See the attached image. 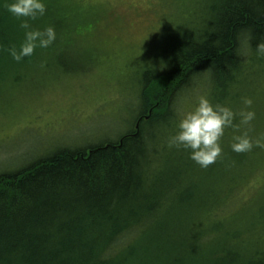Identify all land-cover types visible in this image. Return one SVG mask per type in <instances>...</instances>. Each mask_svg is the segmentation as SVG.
Segmentation results:
<instances>
[{
    "label": "trees",
    "instance_id": "16d2710c",
    "mask_svg": "<svg viewBox=\"0 0 264 264\" xmlns=\"http://www.w3.org/2000/svg\"><path fill=\"white\" fill-rule=\"evenodd\" d=\"M186 1L202 7L201 0ZM204 1L199 13L211 23L198 39L177 47L174 39L161 53L166 63L142 73L136 108L141 117L152 112L138 130L133 124L137 135L120 147H84L93 152L83 156L63 149L0 177V264H182L190 258L192 264H264V199L258 197L264 179L257 183L264 177V148L239 154L231 149L234 135L246 131L255 140L264 133L247 126L237 133L229 129L217 166L204 169L190 158L183 161L184 150L173 147L162 165L143 173L153 157L163 155L152 157L148 145L168 147L187 112L181 104L177 115L173 102L182 85L207 72L222 91L214 92L211 84L210 101L233 102L239 111L250 92L240 79L250 80L251 66L264 65L255 56L256 45L264 41V0ZM45 2L46 14L29 22L41 30L54 27L56 39L72 38L79 25L98 18L83 2ZM178 2L183 0H173L176 10L168 18L180 19ZM20 22L0 3V73L8 74L12 85L19 71H5L17 63L8 49H18L24 40ZM241 45L245 60L238 57ZM55 49L56 40L37 48L31 59ZM182 212L190 218L183 219ZM195 219L202 225L191 228Z\"/></svg>",
    "mask_w": 264,
    "mask_h": 264
},
{
    "label": "rangeland",
    "instance_id": "374dc122",
    "mask_svg": "<svg viewBox=\"0 0 264 264\" xmlns=\"http://www.w3.org/2000/svg\"><path fill=\"white\" fill-rule=\"evenodd\" d=\"M76 1L93 7L95 22L79 25L72 38L57 37V49L39 53L22 70V83L0 87V172L60 145L82 146L123 132L138 105L141 72L206 4L192 2L195 9L181 20L168 18L176 10L173 0ZM246 88L256 113L247 128L264 133V70L252 75ZM209 95L198 88L196 100ZM182 98L187 111L197 103L194 93ZM258 197L264 199V193Z\"/></svg>",
    "mask_w": 264,
    "mask_h": 264
},
{
    "label": "clouds",
    "instance_id": "9594fccd",
    "mask_svg": "<svg viewBox=\"0 0 264 264\" xmlns=\"http://www.w3.org/2000/svg\"><path fill=\"white\" fill-rule=\"evenodd\" d=\"M0 3L4 4L7 12L21 21L19 26L24 30V40L20 47L8 49L15 61L30 57L37 48H48L55 42L54 27L48 26L41 30L33 28L29 22L46 14L45 0H0ZM256 51L258 56L264 57V41L256 45ZM252 103L251 98L245 97V108L234 111L227 105L213 104L206 96H200L196 105L180 119L177 132L168 139V147L187 151L193 162L207 169L222 156L221 140L226 130L240 132L243 126H251L256 119L255 111L251 110ZM233 141L231 149L238 154L250 152L254 147L264 148V135L254 140L245 131L234 135Z\"/></svg>",
    "mask_w": 264,
    "mask_h": 264
},
{
    "label": "bare ground",
    "instance_id": "6f19581e",
    "mask_svg": "<svg viewBox=\"0 0 264 264\" xmlns=\"http://www.w3.org/2000/svg\"><path fill=\"white\" fill-rule=\"evenodd\" d=\"M176 7H177V16L181 20H186V18L182 17L184 15V13H186L187 11H190L192 9V7H193V9H195L194 4L191 1L189 2V1H186V0H183V2H178V4L176 5ZM204 18H205L204 13H199V12L198 13H193L192 18H190L191 22H190V25H189L188 29L185 32H183L182 35H180L179 37L176 38L174 46L177 47L182 42H192V41L197 40L198 39L197 36H200L199 35V32L202 31L203 29H205L211 23V18H207L205 20H202ZM196 33H198V35H196ZM171 45H173V44L171 43ZM246 54H247L246 47L244 45H241L239 47V50H238V57H239V59H243L244 58V60H245V57L247 56ZM255 56H256V58H261L262 60H264V57L258 56L257 52L255 53ZM32 61H33V59H31V56L30 57H25V58L22 59V61H19L15 65H13L10 68H8V70L5 71V72L11 73L12 70L19 71L17 73L18 74L17 79H19L18 82H17V85H18V84L22 83V70L23 69L25 70L26 69V66L27 65H30ZM165 63H166V59H164V57L162 56V54H159V56L157 57V60L153 64L148 65V67H146L141 72L140 77L138 79V82L141 79V75H142V73L145 70L148 71L149 69H151L153 67L156 68V66H159L160 67L161 64L163 65ZM1 68L2 67H0V69ZM6 69L7 68H5L4 70H6ZM250 69H253V72L255 71V73H258L259 71L264 70V65L263 66H256V67L251 66ZM2 72L0 73V87L4 86L5 88H7L9 86H12V84H13L12 81L10 79H8V80L6 79V78L9 77V75L8 74H5V73H2ZM14 75H16V74H14ZM246 78L247 77H242L239 82L240 83L250 84V80H246ZM2 82H8V83H2ZM138 82H137L136 88H137V91L139 93V91H141V86H140V84H138ZM211 84H212V86L215 85V84H217L213 80L212 76L211 75H208L207 72L199 71V73H197L196 75L193 76V80H190L185 85H182L179 88L180 89L179 90V93L177 92V95H178L177 98H175V100L173 101V102H175V107L177 108V110L175 109L177 111L176 114L177 115H180V113L182 112V109L181 108L178 109L179 105L182 104V100H183L182 97H184L187 94L194 93L195 99L193 98V101L196 102L197 101L196 100V98H197L196 93L198 91V88L205 87L207 90H210V92H211L212 91L211 90ZM213 91L216 92V93H218V94L220 92H222L221 90H219V87L216 88L215 86H213ZM224 104L227 105V106H230L233 109V106H232V105H234L233 102L232 103H229V101H226ZM151 112H152V109L150 110V112H149L148 115H145V116L141 117L139 115V113H140L139 112V109L138 108H134V111H133V114H134L133 121H132L131 124L128 123L129 124L128 126L129 127L132 126L131 127L132 129L129 128V127H127V128H125L123 130V132H120V133H118L115 136H111V137L106 138V139H104L102 141H91L90 143H87V144L82 145V146H74V145H72V146H64V145H60L58 147H55L53 149V151L51 150L50 152H47V153H45V154H43V155H41L39 157H36L33 161H31L29 163H26L24 165H21V166L17 167L14 170L0 172V177L3 176V174L17 173L18 171L22 170V168H24V167H26V166H28V165L36 162V161H40V160H42L44 158L50 157V156H52V155H54L56 153H59L61 151L63 152V149H69V150H66L69 154H74V155H77V156H79V155L80 156H83L86 153L91 154L93 152L91 150V148L90 149L87 148V150L85 151L83 149L84 147L99 146V145H105L104 147H109V146H112V145L113 146L115 145L116 147H120L124 143V140L125 139L131 138V137L137 135L138 132H133L134 131L133 130V127H134L133 124H136V129L138 130V128L140 127V123L142 122V120H144V119L147 120V119L150 118ZM174 118L176 119L178 117L174 116ZM137 126H138V128H137ZM228 131L229 130H226L225 136L221 140V146H222V143L224 144V142L227 143V144L229 143V140L228 139L224 140L225 137H226V135H227V133H228ZM148 147H149V149H148L149 154L152 157L153 156H159L161 154H163V155H161L160 157H153L152 162H150V166L147 167L145 169L146 171L143 172L145 175H149L151 173L152 169L154 170V169H156L159 166V164L160 165L163 164L161 162L163 161V159L165 157V152H168L170 154V151H172V150H170L172 148H168L167 146L163 147L159 143H156L155 148L154 147H151L150 145H148ZM181 154L183 156V159H182L183 161H185L186 159L189 158V153L187 151H183ZM222 154H223V152H222ZM168 159H169V157H168ZM219 159L220 158H218V160L216 161L217 162L216 163V166L221 164V163H219ZM172 160L173 159L170 158V162H172ZM226 190L227 191L225 193L227 195H229V196L232 195L231 189H226ZM212 195H216L218 199H219V197L222 198V195H219V194H216V193H213ZM181 217L183 219H189L190 218V215H188L187 213L182 212L181 213ZM198 222L195 219V221L192 223V225L190 227L191 228L192 227L195 228L197 226ZM167 225H168V220L166 218L165 221L163 222V226L160 229H162V230L165 229L167 227ZM201 225L202 224L199 222L198 227L201 226ZM253 253H255V252H253ZM182 264H192V258L183 261Z\"/></svg>",
    "mask_w": 264,
    "mask_h": 264
},
{
    "label": "water",
    "instance_id": "95a60500",
    "mask_svg": "<svg viewBox=\"0 0 264 264\" xmlns=\"http://www.w3.org/2000/svg\"><path fill=\"white\" fill-rule=\"evenodd\" d=\"M137 128H138V126H137Z\"/></svg>",
    "mask_w": 264,
    "mask_h": 264
}]
</instances>
